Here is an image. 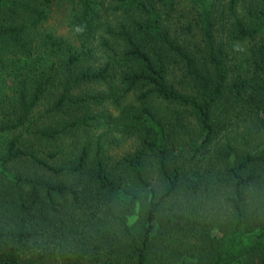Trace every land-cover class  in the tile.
Returning a JSON list of instances; mask_svg holds the SVG:
<instances>
[{
    "label": "trees",
    "instance_id": "obj_1",
    "mask_svg": "<svg viewBox=\"0 0 264 264\" xmlns=\"http://www.w3.org/2000/svg\"><path fill=\"white\" fill-rule=\"evenodd\" d=\"M0 138V264H264V0H0Z\"/></svg>",
    "mask_w": 264,
    "mask_h": 264
},
{
    "label": "rangeland",
    "instance_id": "obj_2",
    "mask_svg": "<svg viewBox=\"0 0 264 264\" xmlns=\"http://www.w3.org/2000/svg\"><path fill=\"white\" fill-rule=\"evenodd\" d=\"M49 25L62 37L64 38H70L74 41H76L75 38V33L72 29L71 26L68 24V17H67V12H65L64 8L61 7H56L52 13L51 19L49 21ZM109 110H113L112 105H108ZM119 139V138H118ZM1 142V138H0ZM67 143V142H66ZM66 143L64 145H66ZM131 140H124V141H117L115 143L109 144L111 156L115 159V156L117 155H122L131 148ZM69 150V149H68ZM150 175L149 179L152 182L153 186L156 188L160 189L161 181L159 176H157L154 173V169L149 168Z\"/></svg>",
    "mask_w": 264,
    "mask_h": 264
}]
</instances>
